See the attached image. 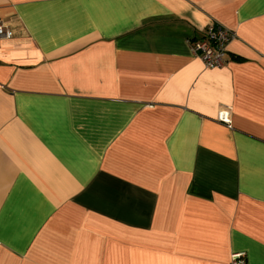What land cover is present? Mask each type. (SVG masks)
I'll use <instances>...</instances> for the list:
<instances>
[{"label":"crops","instance_id":"obj_1","mask_svg":"<svg viewBox=\"0 0 264 264\" xmlns=\"http://www.w3.org/2000/svg\"><path fill=\"white\" fill-rule=\"evenodd\" d=\"M0 19V264H264V0ZM211 21L236 33L217 68L192 52Z\"/></svg>","mask_w":264,"mask_h":264},{"label":"built area","instance_id":"obj_2","mask_svg":"<svg viewBox=\"0 0 264 264\" xmlns=\"http://www.w3.org/2000/svg\"><path fill=\"white\" fill-rule=\"evenodd\" d=\"M12 36L10 28L0 19V39ZM235 37V31L221 23L211 21L204 28L202 36L193 41L192 52L202 60L205 67H222L229 61L227 46ZM230 264H246L245 253L243 251L232 253Z\"/></svg>","mask_w":264,"mask_h":264}]
</instances>
